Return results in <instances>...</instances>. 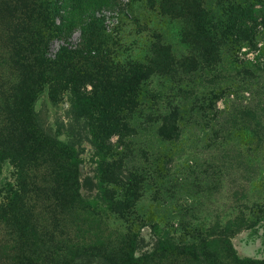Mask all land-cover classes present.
Instances as JSON below:
<instances>
[{"label":"rangeland","instance_id":"rangeland-1","mask_svg":"<svg viewBox=\"0 0 264 264\" xmlns=\"http://www.w3.org/2000/svg\"><path fill=\"white\" fill-rule=\"evenodd\" d=\"M36 1L48 58L64 48L85 51L89 38L91 54L119 69L135 63L149 71L128 115L131 132L111 134L110 149L75 112L72 90L53 98L45 85L36 94L33 110L52 140L48 148L68 175L78 163L88 207L79 213L62 205L50 191L56 167L49 157L21 164L22 173L20 158L2 147L15 130L9 113L20 70L9 38L7 6L14 2L0 0V205L20 195L39 226L23 231L12 217L0 220V264H108L97 251L75 257L69 247H107L132 232L141 256L160 249L165 230L191 241L228 221L242 226L231 235L239 258L264 260V0H110L92 11L88 33L78 28L68 37L60 33L65 0ZM173 110L178 129L165 137L161 118ZM109 192L128 204L125 212L109 207Z\"/></svg>","mask_w":264,"mask_h":264},{"label":"trees","instance_id":"trees-1","mask_svg":"<svg viewBox=\"0 0 264 264\" xmlns=\"http://www.w3.org/2000/svg\"><path fill=\"white\" fill-rule=\"evenodd\" d=\"M109 1L65 0L61 8L65 12L62 16L64 25L60 30L61 36L68 37L78 28L82 33H88L93 26L90 19L92 11L99 4ZM12 2L13 5L7 6L8 15L14 23L12 27L10 26L12 35L9 38L18 46L14 51L12 64L20 70V77L13 87V104L9 113L10 125L15 130L4 137L8 143H4L2 147L13 150L17 162L20 158L18 169L22 173L21 164H30L37 160L39 155L49 157L56 167L49 170V174L55 176L50 191L62 205L70 203L77 208V212L82 213L88 205L76 181L78 163L73 161L72 173L68 175L63 158L48 148L52 140L41 130L34 113L35 96L45 85L49 86L53 98H57L63 90H72L77 99L74 104L75 112L87 119L95 138L107 143L106 147L110 149V142H106V139H109L111 134L121 137L124 133L131 132L128 115L138 106L136 97L140 89L139 83L147 77L149 68L135 63L129 64L127 69L115 67L99 53L91 54L89 50L95 49L91 47L92 42L88 37L83 48L85 51L75 50L71 54L64 48L65 53L61 57L48 58L45 50L40 48L43 37L35 26L38 20H43L41 6L36 0ZM21 32L23 36L19 41ZM87 85L94 88L91 94L81 92V87ZM134 93L135 96L132 97ZM178 119L179 113L176 110L163 115L160 133L165 137L175 135ZM29 186L26 184L23 188L28 192ZM129 188L131 190V184ZM33 189L35 192L39 191L38 188ZM109 196H111L108 200L109 207L118 213L125 212L128 204L118 199L115 192H109ZM6 199V203L0 205V220L12 217L20 230L36 232L39 226L33 222L35 217L28 210L24 198L16 194ZM241 228V223L228 221L224 226L218 224L209 228L196 239L193 237L191 241L183 240L181 236H174L165 230L163 237L159 239L160 249L141 256L134 253L137 236L132 232L122 235L118 242L111 246L80 248L71 246L69 249L75 257L88 256L97 251L108 264H157L156 260L162 261L166 258H173L175 261L182 258L189 264H264V260L241 259L237 255L231 242V235L238 233ZM38 261L36 260V264ZM30 263L35 264L32 261Z\"/></svg>","mask_w":264,"mask_h":264}]
</instances>
